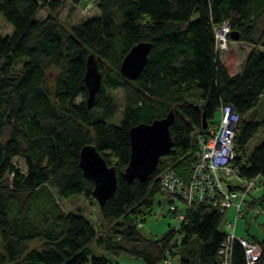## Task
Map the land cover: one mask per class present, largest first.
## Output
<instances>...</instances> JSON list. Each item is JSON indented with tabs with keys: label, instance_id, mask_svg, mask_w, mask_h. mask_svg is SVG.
Returning <instances> with one entry per match:
<instances>
[{
	"label": "trees",
	"instance_id": "16d2710c",
	"mask_svg": "<svg viewBox=\"0 0 264 264\" xmlns=\"http://www.w3.org/2000/svg\"><path fill=\"white\" fill-rule=\"evenodd\" d=\"M94 3L97 16L66 28L50 13L60 6L58 1L0 0V18L12 28L10 34L0 35V264H108L102 251L125 253L144 264H162L166 258L171 264H221L217 250L226 236L220 230L224 214L209 203L192 208L178 230L171 228L157 239L143 237L136 221L143 222L144 209L161 192L163 171L172 169L181 178L188 177L197 146L195 133L203 128L202 112L208 129L222 104H231L239 116L234 137L239 174L264 177V140L243 152L259 127L264 138V116L252 115L264 94V31L256 36L264 0ZM41 5L49 10L42 18L37 16ZM224 21H229L237 41L253 44L241 71L233 75L216 50L215 28ZM139 42L151 44L147 63L136 78H125L119 65ZM89 54H94L102 75L91 107L84 82ZM19 59L22 63L15 71ZM116 88L122 89L123 104L118 122H111L118 107L109 92ZM193 91L201 103L188 100ZM171 110L169 151L145 180L127 179L129 129ZM85 145H93L116 172L115 190L101 205L92 195L93 181L79 166ZM15 157L23 158L25 171ZM42 185L58 198L79 195L95 202L107 229L96 228L80 209L56 211L46 225L43 219L36 224L21 216V207L15 210L18 194L31 195ZM12 201L16 204L9 216ZM252 205L248 202L247 207ZM262 226L264 232V219ZM245 238L260 246L254 264H264V234L256 241ZM34 240L39 245L29 248ZM229 264H245L236 240L230 245Z\"/></svg>",
	"mask_w": 264,
	"mask_h": 264
},
{
	"label": "rangeland",
	"instance_id": "374dc122",
	"mask_svg": "<svg viewBox=\"0 0 264 264\" xmlns=\"http://www.w3.org/2000/svg\"><path fill=\"white\" fill-rule=\"evenodd\" d=\"M48 1V0H47ZM60 3V6L54 10L50 11L52 15L57 18V21L64 27L68 28L70 25L76 24L82 20L97 16L99 10L94 3V0H55ZM89 8L85 9V7ZM49 13L48 8L45 5H41L37 16L45 17ZM1 17V16H0ZM257 21V32L256 36L260 35L264 31V11H262L256 18ZM11 26L3 18H0V35H8L11 33ZM230 41V40H229ZM228 41V47L230 45ZM264 41V38H263ZM239 45V50L243 52H238V54H243L244 51L251 49L253 44L241 43ZM229 49V48H228ZM226 50H220L218 53L222 55ZM25 60V58L23 59ZM233 60L236 61V57L233 56ZM22 59L16 61L14 69L18 71L20 69ZM56 72V69H53ZM116 102L118 110L114 117L110 120L111 122H118L121 115V107L123 104V92L121 88H116L109 92ZM188 100L201 103L197 92H191L188 95ZM79 98L76 99L78 101ZM252 115L256 118H261L264 116V94L259 100L258 105L252 111ZM212 120L216 124L219 120V111L218 109L214 112ZM264 140L262 127H259L253 136L248 140L244 146L243 152L245 154L251 152V150L260 144ZM17 166L22 170H26V166L23 158L15 157ZM9 178V177H8ZM260 182L258 186L248 194L247 201L252 202L253 205L249 208L246 207L247 203L243 204V210L245 209V215L239 216L235 221L234 234L237 237H251L255 241L260 240L263 237V219H264V179L260 177ZM53 199V200H52ZM177 205L182 204L179 200H176ZM16 204V201H12L10 204L9 216L14 214V209L11 208ZM55 205V206H53ZM170 201L169 198L164 195L162 192H157L151 199V205L149 208L144 209L143 222L139 227V233L147 239H157L164 235L169 229L177 226L178 224V215L171 214L169 212ZM83 207L82 210L85 214L94 220L96 228L99 230H106L107 226L102 222L98 210L97 204L95 202H85V198L80 197L79 195H72L70 197L58 198L56 192L51 190L46 185L38 187L31 195L30 193L21 192L18 194V203L16 206V211L21 207V216L26 217L31 222L40 224L42 219L44 220L45 225L51 223L53 214L56 211H75L79 207ZM183 211L185 205H182ZM15 207V206H14ZM235 209L231 208L225 212L223 221L220 224V230L225 231L226 233L232 232V229H228L224 222L225 220L234 221ZM99 220L100 223L96 224V220ZM32 245L38 246L39 241L34 240L29 244V248ZM95 252H98V250ZM108 260V264H136L137 260L134 257L120 253L119 255H114L102 251V253ZM16 264H23L22 261H18ZM143 264V263H142Z\"/></svg>",
	"mask_w": 264,
	"mask_h": 264
},
{
	"label": "built area",
	"instance_id": "2783aa9c",
	"mask_svg": "<svg viewBox=\"0 0 264 264\" xmlns=\"http://www.w3.org/2000/svg\"><path fill=\"white\" fill-rule=\"evenodd\" d=\"M87 8L89 6L85 7ZM230 32L229 21H224L215 28L218 52L227 49ZM218 111L219 120L216 124L195 133L197 146L188 177L183 179L174 170L166 169L159 176V187L169 198V212L178 215L179 222L173 227L175 230H178L187 213L197 205L209 203L224 215L227 210L234 208V221L224 222L232 232L226 233L225 241L218 248L217 254L221 264H229L230 245L236 240L243 248L245 264H254L260 256L259 244L248 238L235 236L233 230L236 219L245 213L243 204L248 205V194L258 186L260 177H264H245L239 174V169L234 164V137L239 116L231 104H222ZM176 200L182 204L177 205ZM182 205H185L184 212ZM141 224L140 220L136 221V226L140 227ZM162 264H171V260L166 258Z\"/></svg>",
	"mask_w": 264,
	"mask_h": 264
},
{
	"label": "water",
	"instance_id": "95a60500",
	"mask_svg": "<svg viewBox=\"0 0 264 264\" xmlns=\"http://www.w3.org/2000/svg\"><path fill=\"white\" fill-rule=\"evenodd\" d=\"M230 35L233 40L238 39L234 31ZM150 47L149 42H139L133 45L121 60L120 74L128 79L136 78L147 63ZM101 79L102 75L98 69L95 56L89 54L84 73L88 107L93 105L95 94L101 85ZM173 118L174 113L171 110L162 118H156L148 123L140 122L129 129L131 150L129 161L124 170L127 179L145 180L154 171L158 159L165 155L172 145L169 126ZM202 127H207L204 111L202 112ZM79 166L83 175L93 181L92 195L101 205L115 190L116 172L114 168L106 164L93 145L82 147L79 153Z\"/></svg>",
	"mask_w": 264,
	"mask_h": 264
},
{
	"label": "crops",
	"instance_id": "0c3cea01",
	"mask_svg": "<svg viewBox=\"0 0 264 264\" xmlns=\"http://www.w3.org/2000/svg\"><path fill=\"white\" fill-rule=\"evenodd\" d=\"M230 45L229 47H227L226 49V52L224 51L222 53V55H220L219 53V58L222 62V64L226 67V70L227 72L230 74V75H233L235 73H238L241 71L242 69V64H243V61H244V58H245V54L247 51H249L250 49L247 48L246 51H244V53L241 55V54H238V52H243L242 50H239V45L238 44H241L242 41H237V40H230L229 41ZM243 43H246V42H243ZM250 44V43H248ZM229 48V49H228ZM233 56L236 57V61L233 60ZM262 97V96H261ZM152 199V198H151ZM85 202H92V201H88V200H85ZM250 203V202H249ZM151 205V204H150ZM82 206L79 207L78 209H80L82 211V214L86 217H88L85 212L82 210ZM97 210H98V207H97ZM98 250V253L101 252V249L100 248H96ZM135 260H137V263L136 264H142L143 262L140 260V259H137L135 258ZM144 264V263H143Z\"/></svg>",
	"mask_w": 264,
	"mask_h": 264
}]
</instances>
